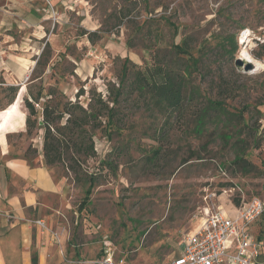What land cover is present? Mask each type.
I'll return each instance as SVG.
<instances>
[{"label": "rangeland", "instance_id": "374dc122", "mask_svg": "<svg viewBox=\"0 0 264 264\" xmlns=\"http://www.w3.org/2000/svg\"><path fill=\"white\" fill-rule=\"evenodd\" d=\"M245 27L264 35V0H0V81L19 87L0 114L22 98L17 113L25 120L23 99L40 96L31 133L25 123L9 132L2 121L0 145L30 165L40 157L44 163V103L78 100L85 107L93 92L107 99L124 70L125 90L156 59L190 64L184 94L196 93L181 115L149 92L124 93L118 124L91 131L95 153L81 158L79 182L67 157L46 166L68 190L64 201L48 202L65 205L54 218L55 242L68 241L72 264H101L105 257L168 264L205 211L264 200V43L247 50L260 68L238 66L237 35ZM187 38L189 51L177 54L175 45ZM212 102L220 104L218 119L199 130L195 113ZM28 147L37 152L25 156Z\"/></svg>", "mask_w": 264, "mask_h": 264}, {"label": "trees", "instance_id": "16d2710c", "mask_svg": "<svg viewBox=\"0 0 264 264\" xmlns=\"http://www.w3.org/2000/svg\"><path fill=\"white\" fill-rule=\"evenodd\" d=\"M227 39L229 42L235 43L234 36ZM189 49L190 39L188 38L184 39L181 45H175L177 54L187 53ZM198 62V58L192 59L193 65ZM154 63L155 65L149 71L135 73L134 77L127 82L125 90L124 79L127 77V73L124 70L118 84H111L107 99L102 97L101 93L93 92L85 107L78 100H67L62 104L59 102L44 103L40 116L43 129L41 150L45 166L61 163L67 157L70 159L67 167L73 173L74 181L79 182L81 180V158L90 157L95 153L91 131L103 128L104 125L118 124L119 113L116 111V105L124 93L138 92L141 96L149 92L157 105L168 109L171 115H175L174 117L181 115L189 102H192L196 93L192 90L187 96L184 94L188 78L191 76L190 64L184 62V64L180 63L175 66L171 65L170 61L163 59H156ZM223 81L225 80L223 79ZM0 82V92L5 93L3 96L5 101L2 102L0 98V110H3L15 100L19 87L15 84L3 86L2 83L5 82ZM225 85L227 86L228 82ZM82 94L81 88L76 96ZM29 95L30 98L23 99L24 107L27 110L25 120L22 115L17 113L22 98L18 106H14L6 114H0V122L4 121L9 132L22 129L24 123L27 133H31L35 128L38 116L35 103L40 96L32 95L30 92ZM219 105L217 102H212L209 107L195 113L196 125L199 130L206 123L215 122L218 119ZM28 152L36 153L37 150L28 147L25 156L28 155ZM107 165L111 164L107 163ZM87 180L91 186L94 178L90 174ZM234 205H239L238 199L235 200ZM31 264H37L35 256L31 258Z\"/></svg>", "mask_w": 264, "mask_h": 264}, {"label": "crops", "instance_id": "0c3cea01", "mask_svg": "<svg viewBox=\"0 0 264 264\" xmlns=\"http://www.w3.org/2000/svg\"><path fill=\"white\" fill-rule=\"evenodd\" d=\"M2 51L0 46L3 61ZM10 151L7 143L0 145V264H31L33 256L37 264H72L74 255L66 250L68 241L58 246L50 233L60 236L54 218H60L65 205L48 202L50 198L64 201L68 190L52 177L41 157L30 165L20 155L10 156ZM233 206L224 210L233 213ZM3 213H12L14 218L7 219ZM34 218L43 219L48 230L41 232L29 224ZM250 230L263 243L255 264H264V213L251 223Z\"/></svg>", "mask_w": 264, "mask_h": 264}, {"label": "built area", "instance_id": "2783aa9c", "mask_svg": "<svg viewBox=\"0 0 264 264\" xmlns=\"http://www.w3.org/2000/svg\"><path fill=\"white\" fill-rule=\"evenodd\" d=\"M239 44L245 50L264 43V35L248 27L240 29ZM239 57V55H238ZM234 212L224 209L205 211L201 223L183 233L179 254L168 264H255L263 243L250 230V225L264 213V200L253 198L233 206ZM1 214V213H0ZM13 219L12 213L2 214ZM29 224L47 231L43 219H30ZM55 241L56 233L50 231ZM101 264H123L122 260L105 257Z\"/></svg>", "mask_w": 264, "mask_h": 264}, {"label": "bare ground", "instance_id": "6f19581e", "mask_svg": "<svg viewBox=\"0 0 264 264\" xmlns=\"http://www.w3.org/2000/svg\"><path fill=\"white\" fill-rule=\"evenodd\" d=\"M239 57L245 62H250L255 69H258L262 66V64L257 59L253 58L252 55L243 47L239 52Z\"/></svg>", "mask_w": 264, "mask_h": 264}, {"label": "water", "instance_id": "95a60500", "mask_svg": "<svg viewBox=\"0 0 264 264\" xmlns=\"http://www.w3.org/2000/svg\"><path fill=\"white\" fill-rule=\"evenodd\" d=\"M236 64H237L238 66H243V68H244L245 70L250 69V68L253 67V65H252L250 62H245V61L242 60L240 57H237V58H236Z\"/></svg>", "mask_w": 264, "mask_h": 264}]
</instances>
